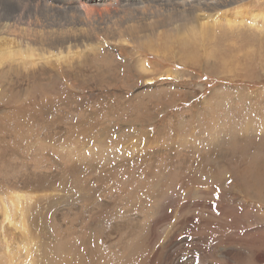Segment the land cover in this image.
I'll return each instance as SVG.
<instances>
[{"label": "rangeland", "instance_id": "374dc122", "mask_svg": "<svg viewBox=\"0 0 264 264\" xmlns=\"http://www.w3.org/2000/svg\"><path fill=\"white\" fill-rule=\"evenodd\" d=\"M221 8L0 49V264H264V0Z\"/></svg>", "mask_w": 264, "mask_h": 264}, {"label": "bare ground", "instance_id": "6f19581e", "mask_svg": "<svg viewBox=\"0 0 264 264\" xmlns=\"http://www.w3.org/2000/svg\"><path fill=\"white\" fill-rule=\"evenodd\" d=\"M29 1L32 5L28 3V0H0V28H3L4 32L5 30L15 32L16 29H20L17 31L18 41L16 39L14 41L13 38L5 39L6 45L0 48L5 53L9 51V56L10 49L26 50L31 45H40L42 48L44 46L54 47V49L64 47L69 51L76 46L89 48L92 43L95 46L97 45L95 43H99V45H106L111 42L123 43L125 41L140 43L148 36L158 32L159 29L166 28L168 22L173 23L175 21V23H179L178 21H180L183 24H189L194 20L198 21L199 18L195 17V14L202 7L210 10L221 7L227 8L243 0H176V2L169 0L167 3L156 0L155 3H150L144 7L142 6L143 1L148 0H118V6L116 5V7L113 6L111 0ZM71 13L78 16L77 21L79 24L73 22L66 24V21H75L72 19ZM102 25L104 28L101 27ZM200 25L201 27L206 26L205 22ZM83 26H86L90 32L100 29L104 33L105 39L93 41V36L87 40L86 35H84L85 38L74 36L73 39H68V34L83 35L85 33ZM58 37H61L59 45L56 41ZM24 53L25 51L18 61H23L24 65H32L35 60H31V56ZM17 198L19 199L16 205L22 206V198ZM8 202L12 205L11 200L8 199ZM3 206V220L10 224L12 218H10L9 210L6 209L8 206Z\"/></svg>", "mask_w": 264, "mask_h": 264}]
</instances>
